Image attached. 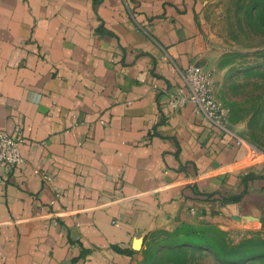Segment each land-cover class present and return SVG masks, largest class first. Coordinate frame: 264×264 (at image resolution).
<instances>
[{
  "label": "crops",
  "instance_id": "1",
  "mask_svg": "<svg viewBox=\"0 0 264 264\" xmlns=\"http://www.w3.org/2000/svg\"><path fill=\"white\" fill-rule=\"evenodd\" d=\"M206 1L0 0V130L22 157L0 168V264H135L155 229H259L264 157L171 99L188 65L215 76Z\"/></svg>",
  "mask_w": 264,
  "mask_h": 264
},
{
  "label": "rangeland",
  "instance_id": "2",
  "mask_svg": "<svg viewBox=\"0 0 264 264\" xmlns=\"http://www.w3.org/2000/svg\"><path fill=\"white\" fill-rule=\"evenodd\" d=\"M252 2L207 0L201 18L204 30L219 52L214 78L211 73L213 94L224 107L229 122L245 124L242 134L247 148L261 153V158L264 157V3L251 13ZM252 233L264 237V215L257 231L228 235L238 241ZM150 242L153 252L150 264H223L206 251L173 247L154 251L167 242L162 236ZM138 257L135 264L141 261L142 254ZM247 264H264V261Z\"/></svg>",
  "mask_w": 264,
  "mask_h": 264
},
{
  "label": "trees",
  "instance_id": "3",
  "mask_svg": "<svg viewBox=\"0 0 264 264\" xmlns=\"http://www.w3.org/2000/svg\"><path fill=\"white\" fill-rule=\"evenodd\" d=\"M263 3V0H253L251 13ZM251 178V175H247V179ZM241 195L233 196L231 200L238 201ZM228 233V231L210 223L199 225L181 223L171 230H152L143 240L142 259L138 264H150L152 262L151 254L153 252L150 251V241L161 236L165 237L167 242L161 244V248H156L154 251H161L163 248L169 247L206 251L219 263L223 264H247L264 261V237H261L258 233H252L238 241H234L229 238ZM128 253H131V251H128Z\"/></svg>",
  "mask_w": 264,
  "mask_h": 264
},
{
  "label": "built area",
  "instance_id": "4",
  "mask_svg": "<svg viewBox=\"0 0 264 264\" xmlns=\"http://www.w3.org/2000/svg\"><path fill=\"white\" fill-rule=\"evenodd\" d=\"M184 79L188 91L186 94H172V103L193 104L199 113L218 126L224 134L234 137L236 146L244 144L249 147L243 137L229 130L226 111L212 91L211 72L201 66L191 64L184 70ZM20 141L19 136L0 130V168L3 181H7L22 162L19 150Z\"/></svg>",
  "mask_w": 264,
  "mask_h": 264
}]
</instances>
